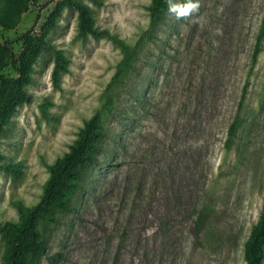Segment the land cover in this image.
Instances as JSON below:
<instances>
[{
  "label": "rangeland",
  "instance_id": "374dc122",
  "mask_svg": "<svg viewBox=\"0 0 264 264\" xmlns=\"http://www.w3.org/2000/svg\"><path fill=\"white\" fill-rule=\"evenodd\" d=\"M13 1L0 0V13ZM58 1L37 0L12 30L0 26V44L38 33ZM80 1L97 28L134 50L132 67L118 73L119 45L78 36L77 11L62 9L47 40L67 71L55 84L54 53L42 51L28 100L0 127V163L9 166L0 169V225L18 219L16 202L39 201L47 165L99 111L108 136L40 264H244L264 205V41L251 64L264 0H191L197 13L167 10L150 37V0ZM13 46L19 52L22 41ZM3 248L0 236V264Z\"/></svg>",
  "mask_w": 264,
  "mask_h": 264
},
{
  "label": "trees",
  "instance_id": "16d2710c",
  "mask_svg": "<svg viewBox=\"0 0 264 264\" xmlns=\"http://www.w3.org/2000/svg\"><path fill=\"white\" fill-rule=\"evenodd\" d=\"M94 3L101 4L99 0H94ZM35 4L37 5V0H14L13 6L6 13H0V26L4 30H12L19 22L20 16L30 5ZM42 6L44 5L39 7ZM168 7L167 0H150L149 28L146 32L148 37L163 22L164 13ZM64 8L77 11L78 36L108 38L119 45L123 57L118 64V73L132 67L135 58L134 50L114 38L108 31L97 28L94 25L93 11L86 3L80 0H60L53 7L38 33L31 29L22 34L19 39L7 40L0 44V127L9 123V114L16 106L28 100L30 94L26 86L32 83L33 66L42 51L51 50L54 53L55 65L52 77L55 84L58 83L60 74L67 71L68 60L47 40V36L57 25L56 18L60 16ZM15 41H22L19 52L13 46ZM263 41L264 19L251 53L252 66L258 61ZM6 67L12 69L13 76L4 74ZM243 96L244 93L242 98ZM113 108L111 100L106 99L103 110L112 114ZM240 108L241 102L228 129V137L225 141L227 148L233 144L241 123L238 117ZM107 136L108 130L104 126L101 113L97 111L84 121L68 150L47 165L48 178L44 183L39 201L31 207L25 206L22 202H16L18 219L6 221L0 225V236L4 242L1 264H40L61 214L72 209L73 196L85 179L88 168L98 161V154ZM3 159L4 155L0 151V162ZM0 169H9V166L0 163ZM52 257L56 262V254ZM243 258L244 264L264 263V205L244 242Z\"/></svg>",
  "mask_w": 264,
  "mask_h": 264
},
{
  "label": "clouds",
  "instance_id": "9594fccd",
  "mask_svg": "<svg viewBox=\"0 0 264 264\" xmlns=\"http://www.w3.org/2000/svg\"><path fill=\"white\" fill-rule=\"evenodd\" d=\"M167 2L169 5V13L175 14L177 19L189 18L194 13H197L200 7L198 2H191V0L184 4L172 3V0H167Z\"/></svg>",
  "mask_w": 264,
  "mask_h": 264
}]
</instances>
